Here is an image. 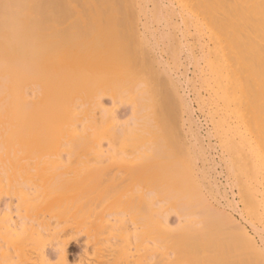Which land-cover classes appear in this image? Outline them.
<instances>
[{
  "label": "rangeland",
  "instance_id": "obj_1",
  "mask_svg": "<svg viewBox=\"0 0 264 264\" xmlns=\"http://www.w3.org/2000/svg\"><path fill=\"white\" fill-rule=\"evenodd\" d=\"M108 1L119 4L117 9L128 2ZM143 1L146 16L137 11L138 22L131 23L140 40L127 39L135 44L128 57H140L136 61L155 75L130 66L132 88L122 77L128 87L125 97L112 101L104 91L101 99L118 125L126 127L134 121L129 91L148 80L146 107L152 111L146 118L158 131H144L141 138L103 134L94 151L82 147L61 152L57 147L62 145H56L61 142L46 140L49 121L41 116L44 96L36 88L34 97L30 94L36 106L32 120H26L30 125L20 120L19 131L5 139L10 147L5 141L0 148V264H264V216L258 194L251 190L254 198L246 192L253 171L245 173L238 162L241 145L212 129L215 113L193 28L165 20V8L159 11L150 0ZM188 108L198 134L189 130ZM39 222L46 229L37 246L32 229ZM235 223L254 236L256 247ZM61 241H68L71 249L76 242L85 246L84 259L64 261L57 250ZM42 253L47 254L45 262Z\"/></svg>",
  "mask_w": 264,
  "mask_h": 264
},
{
  "label": "bare ground",
  "instance_id": "obj_2",
  "mask_svg": "<svg viewBox=\"0 0 264 264\" xmlns=\"http://www.w3.org/2000/svg\"><path fill=\"white\" fill-rule=\"evenodd\" d=\"M15 1L0 0V122H5L0 125V148L6 140L9 141L12 132L19 131L20 120L25 119V124L26 120H32L36 107H33V93L38 87L44 96L41 116L45 117L42 116L45 122L49 121L50 136L46 134V140L51 139L50 144L54 141L53 145L61 142L56 143L62 145L57 147L61 152L65 149L69 153L82 147L94 151L100 147L97 138L101 135L112 139L126 135L141 138L144 131H148L147 135L158 131L153 120L146 118L147 112L152 111L146 107L151 93L148 80L141 79L143 82L132 91L133 84L127 74L130 66L133 69L137 66L149 77L155 75L153 69L136 61L140 57H128L134 54L131 53L135 44L130 45L132 42L127 39L140 40L139 30L131 23L138 22L137 11L146 14L143 9L147 2L126 0L128 2L123 7L121 0H116L124 8L123 11L118 8L121 12L116 6L119 4L113 5L108 0ZM150 1L159 11L165 8L166 13L162 16L165 20L175 19L192 26L203 54L202 73L208 85L211 113H215L211 114L212 129L229 137L232 144L241 145L237 148L239 154L235 152L236 156L239 155L238 162L245 173L253 171V183L249 182V187L245 184L248 187L246 192L258 194L259 199L256 194L252 195L259 201L257 204L260 203L264 216V0ZM134 6L138 8L136 12ZM117 11L121 13L118 15ZM128 58L132 60L131 65ZM132 58L137 63H133ZM135 63L139 65L134 68ZM123 76H128L126 83L131 84L128 95L131 92L134 115V121L126 127L118 125L113 111L108 110L101 99L104 91L109 93L112 101L125 97L127 85ZM191 112L192 109L188 108L189 130L198 134L199 128ZM16 121L20 123L17 125ZM29 123L31 121L27 122L28 126ZM24 126H20L21 129ZM6 145L5 148L9 144ZM214 185L216 187V183ZM235 225L250 245L256 247L254 236L242 225ZM116 226L115 235L120 232ZM43 229L41 222L34 225V245H39ZM59 244L57 250L64 261L69 257L84 259L87 249L79 242L71 245L72 249L68 247V241ZM46 259L47 254L42 253V261Z\"/></svg>",
  "mask_w": 264,
  "mask_h": 264
}]
</instances>
